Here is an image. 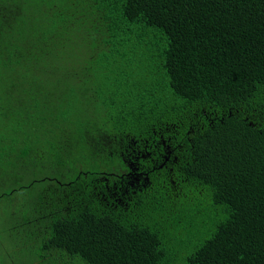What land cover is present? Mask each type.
<instances>
[{
    "label": "trees",
    "instance_id": "trees-1",
    "mask_svg": "<svg viewBox=\"0 0 264 264\" xmlns=\"http://www.w3.org/2000/svg\"><path fill=\"white\" fill-rule=\"evenodd\" d=\"M0 264H264V0H0Z\"/></svg>",
    "mask_w": 264,
    "mask_h": 264
}]
</instances>
